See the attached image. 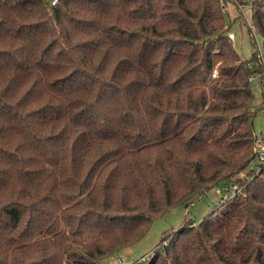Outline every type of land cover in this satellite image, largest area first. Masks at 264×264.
I'll return each mask as SVG.
<instances>
[{
    "label": "trees",
    "instance_id": "1",
    "mask_svg": "<svg viewBox=\"0 0 264 264\" xmlns=\"http://www.w3.org/2000/svg\"><path fill=\"white\" fill-rule=\"evenodd\" d=\"M51 1L0 0V264H100L229 184L135 264H264V63L231 48L228 0Z\"/></svg>",
    "mask_w": 264,
    "mask_h": 264
},
{
    "label": "rangeland",
    "instance_id": "2",
    "mask_svg": "<svg viewBox=\"0 0 264 264\" xmlns=\"http://www.w3.org/2000/svg\"><path fill=\"white\" fill-rule=\"evenodd\" d=\"M238 1L244 10V14L230 1L225 3V10L231 22L229 32L234 35V38L229 41L231 42V48L239 55V58L246 60L250 58L254 51L256 53L260 51L263 55L261 48L262 38L250 26L252 20L251 8L244 4L245 1L249 0ZM252 89L255 94V103L259 106L254 119V132L255 134L264 133V93L260 90L259 81L252 82ZM254 164L255 161L253 160L249 166ZM223 200L226 199H222L220 195L215 193L213 188L188 208L183 206L172 208L164 216L153 219L149 231L137 243L123 249L117 255L104 258L100 264H135L147 260L151 257L155 248L168 244L167 242H161L164 234H169L172 230L178 229L184 222L190 224L202 220L209 214L212 207L222 204Z\"/></svg>",
    "mask_w": 264,
    "mask_h": 264
},
{
    "label": "built area",
    "instance_id": "3",
    "mask_svg": "<svg viewBox=\"0 0 264 264\" xmlns=\"http://www.w3.org/2000/svg\"><path fill=\"white\" fill-rule=\"evenodd\" d=\"M232 4L236 6L239 11L244 14V10L242 9L241 4L238 2V0H228ZM56 3L55 0L51 1V5H54ZM251 26V25H250ZM227 38L229 40H232L234 38V35L232 32H228ZM259 51V50H258ZM258 57L261 62L264 63V56L262 53L259 51L258 52ZM209 78L214 79L216 78V72H212V74L209 75ZM251 82L254 81V79H249ZM264 108V107H263ZM264 111V109H263ZM254 143H253V156H254V161L255 164L252 166H249V171H252L254 173L258 172L261 166H264V133H259V134H254ZM251 164V163H250ZM249 164V165H250ZM240 178H246V176L240 175ZM241 188L238 187L236 184L232 185H224L223 187H219L215 189V193L221 196L222 199H230L233 198L237 195L241 194Z\"/></svg>",
    "mask_w": 264,
    "mask_h": 264
}]
</instances>
